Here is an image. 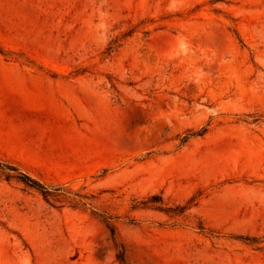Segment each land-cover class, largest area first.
Wrapping results in <instances>:
<instances>
[{
  "label": "rangeland",
  "instance_id": "rangeland-1",
  "mask_svg": "<svg viewBox=\"0 0 264 264\" xmlns=\"http://www.w3.org/2000/svg\"><path fill=\"white\" fill-rule=\"evenodd\" d=\"M0 50V264H264V0H0Z\"/></svg>",
  "mask_w": 264,
  "mask_h": 264
},
{
  "label": "trees",
  "instance_id": "trees-1",
  "mask_svg": "<svg viewBox=\"0 0 264 264\" xmlns=\"http://www.w3.org/2000/svg\"><path fill=\"white\" fill-rule=\"evenodd\" d=\"M130 33H132V31H130L129 34ZM124 36H128V34H125ZM116 47H118V41L117 40L113 41L111 43L107 52H109V53L112 52V50H114ZM0 52H1V50H0ZM2 169L4 170L2 173L4 174L6 179H12V178L16 179L20 183L24 184L26 187L36 190L37 192H39L42 195V197L45 199L46 202H49V199H51V198H56L59 196V193H58L59 189H55L54 191H51V190L47 189L46 187H44L42 184H40L38 181L33 180L29 176L18 172L13 167L4 166ZM140 205L142 208H153V209L158 210V211L167 212V210L162 208V206H161L162 200L159 196H153L150 199H148L144 202H141ZM178 209H179V213H181L185 210L184 207L178 208ZM103 221L106 225V228L109 230L110 234L113 236L114 232H115L114 227L109 223L107 218L106 219L104 218ZM245 240L250 241V242L255 241L253 239L250 240L248 238H246ZM117 259L120 261V263H124L123 252H120L117 255Z\"/></svg>",
  "mask_w": 264,
  "mask_h": 264
}]
</instances>
